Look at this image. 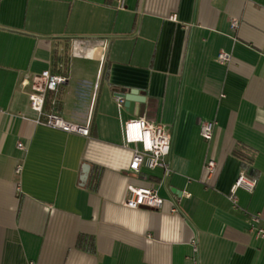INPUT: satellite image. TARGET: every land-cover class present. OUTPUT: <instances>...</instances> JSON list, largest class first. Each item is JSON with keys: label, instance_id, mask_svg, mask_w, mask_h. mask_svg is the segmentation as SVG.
I'll return each instance as SVG.
<instances>
[{"label": "crops", "instance_id": "0c3cea01", "mask_svg": "<svg viewBox=\"0 0 264 264\" xmlns=\"http://www.w3.org/2000/svg\"><path fill=\"white\" fill-rule=\"evenodd\" d=\"M45 71L66 78L57 112L88 137L34 123ZM130 91L145 97L133 114L117 102ZM132 118L168 129L166 177L129 170ZM241 172L256 185L233 203ZM129 185L162 208L125 207ZM252 217L264 228V0H0V264H264Z\"/></svg>", "mask_w": 264, "mask_h": 264}, {"label": "built area", "instance_id": "2783aa9c", "mask_svg": "<svg viewBox=\"0 0 264 264\" xmlns=\"http://www.w3.org/2000/svg\"><path fill=\"white\" fill-rule=\"evenodd\" d=\"M114 1L118 10L125 8V0ZM236 27L237 22L231 21V28L235 29ZM215 60L217 63L225 65L230 61V55L219 53ZM65 82L64 76L50 71H45L31 79L28 100L30 109L36 113V118L33 121L37 125L86 138L89 136V121L85 124L67 122L57 112L61 87ZM117 102L119 106H122L124 99L118 97ZM214 126L213 121L200 124L199 134L204 141L208 142L212 139ZM123 140L124 145L131 147L132 151L128 167L130 171L139 173L142 169L149 171L161 169L165 177L169 174L168 156L170 154L171 135L166 127L150 123L143 118H132L123 124ZM17 147L23 148L21 144H18ZM203 168L209 175H212L215 171V163L210 160L206 161ZM15 172H20L19 166ZM255 185L256 180L252 176L244 172L239 173L230 188L232 202H235L233 195L236 190L241 189L251 193ZM126 191L127 197L123 205L127 208L158 211L163 206L164 200L158 196L154 188L129 185ZM172 211L175 212V208ZM258 222L257 217H252L249 230L255 236L264 238V228H259ZM27 264L34 263L29 262Z\"/></svg>", "mask_w": 264, "mask_h": 264}, {"label": "water", "instance_id": "95a60500", "mask_svg": "<svg viewBox=\"0 0 264 264\" xmlns=\"http://www.w3.org/2000/svg\"><path fill=\"white\" fill-rule=\"evenodd\" d=\"M119 97L124 99V108L127 109L131 114L135 112V104L145 103V97L138 91H130L125 95H119Z\"/></svg>", "mask_w": 264, "mask_h": 264}, {"label": "trees", "instance_id": "16d2710c", "mask_svg": "<svg viewBox=\"0 0 264 264\" xmlns=\"http://www.w3.org/2000/svg\"><path fill=\"white\" fill-rule=\"evenodd\" d=\"M239 158L241 159L242 161V166L243 168H247L248 166H250L252 164V156H248V155H243V154H238Z\"/></svg>", "mask_w": 264, "mask_h": 264}]
</instances>
